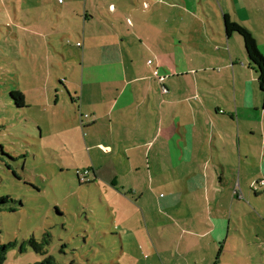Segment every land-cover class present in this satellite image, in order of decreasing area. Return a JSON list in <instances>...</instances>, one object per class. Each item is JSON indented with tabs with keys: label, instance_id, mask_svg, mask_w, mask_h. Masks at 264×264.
I'll return each mask as SVG.
<instances>
[{
	"label": "crops",
	"instance_id": "1",
	"mask_svg": "<svg viewBox=\"0 0 264 264\" xmlns=\"http://www.w3.org/2000/svg\"><path fill=\"white\" fill-rule=\"evenodd\" d=\"M120 8L117 17L110 9L113 36L93 50L82 45L75 95L61 82L77 112L89 115L88 153L115 156L107 167L94 165L92 183L113 205L111 235L120 239L122 257L211 264L206 246L230 234L229 218L212 217L207 203L211 192L220 196L215 177L237 164L241 171L245 144L252 147L258 132L264 142L258 76L243 39L226 33L225 20L246 27L264 56V0H125ZM125 14L134 22L127 19L124 33L118 22ZM138 152L146 161L136 169L119 154ZM259 165L257 179L264 178Z\"/></svg>",
	"mask_w": 264,
	"mask_h": 264
},
{
	"label": "rangeland",
	"instance_id": "2",
	"mask_svg": "<svg viewBox=\"0 0 264 264\" xmlns=\"http://www.w3.org/2000/svg\"><path fill=\"white\" fill-rule=\"evenodd\" d=\"M123 1L0 0V198H7L0 207V243L13 245L3 264H39L47 257L56 264H138L122 257L120 239L111 235L116 233L109 210L113 205L92 183L94 165L107 167L115 156L88 153L89 115L77 112L78 103L72 104L62 85L75 95L74 75L84 71L82 45L93 50L113 36L107 32L115 21L110 9L117 17ZM138 10L144 11L143 4ZM85 11L99 20L85 22ZM121 18L118 29L125 33L127 19L134 22V17ZM11 92L25 95L23 108H17ZM255 138L252 147L243 142L248 153L242 155L241 171L237 164L227 176H216L220 196L211 192L208 197L212 217L230 220L222 244L215 240L206 246L211 264H264V186L257 187L264 178L253 176L259 175L260 161L264 164V142L259 132ZM119 154L125 160L130 156V169L146 161L139 152ZM230 160L237 162L233 156ZM125 167L129 170L127 162ZM116 169L122 171L119 165ZM78 172L86 174L88 184L80 183ZM31 239L48 241L45 256L29 245ZM140 261L147 262L144 256Z\"/></svg>",
	"mask_w": 264,
	"mask_h": 264
},
{
	"label": "trees",
	"instance_id": "3",
	"mask_svg": "<svg viewBox=\"0 0 264 264\" xmlns=\"http://www.w3.org/2000/svg\"><path fill=\"white\" fill-rule=\"evenodd\" d=\"M225 28L226 33L230 35L231 33L238 34L244 41V47L246 50V54L248 56V60L250 64L254 67L256 70L257 76H258V85L259 88L263 94V110H264V56L260 53L258 50L256 40L252 33L244 26H241L240 24L230 22L227 18L225 20ZM11 98L15 101V104L17 108H23L25 106L24 104V96L21 92H11L10 94ZM1 149V147H0ZM4 155V154H3ZM76 176L79 178L80 183L85 182L84 184H88L87 178H85L86 174L77 173ZM264 181V180H262ZM257 184V187H262L261 182ZM256 192V190L254 189ZM7 203V198L1 197L0 198V207L3 204ZM1 211V208H0ZM29 245L34 249L35 252L44 255L46 254V246L48 245V241L46 239L43 240L42 243H37L34 239H31L29 241ZM13 246L10 244H1L0 243V264H3L6 260V253L7 249L9 247ZM65 245L62 246L64 248ZM39 264H56L54 259L52 257L45 258L41 263ZM73 264V263H71Z\"/></svg>",
	"mask_w": 264,
	"mask_h": 264
},
{
	"label": "built area",
	"instance_id": "4",
	"mask_svg": "<svg viewBox=\"0 0 264 264\" xmlns=\"http://www.w3.org/2000/svg\"><path fill=\"white\" fill-rule=\"evenodd\" d=\"M157 75V72L155 73ZM86 118H88L89 116H85ZM261 186H264V181L261 182Z\"/></svg>",
	"mask_w": 264,
	"mask_h": 264
}]
</instances>
